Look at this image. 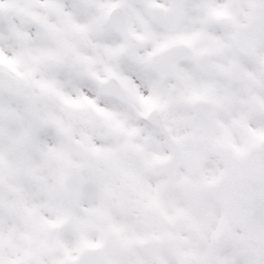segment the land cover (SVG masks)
<instances>
[{
    "label": "clouds",
    "instance_id": "9594fccd",
    "mask_svg": "<svg viewBox=\"0 0 264 264\" xmlns=\"http://www.w3.org/2000/svg\"><path fill=\"white\" fill-rule=\"evenodd\" d=\"M0 264H264V0H0Z\"/></svg>",
    "mask_w": 264,
    "mask_h": 264
}]
</instances>
